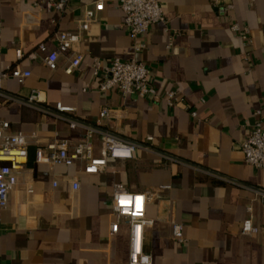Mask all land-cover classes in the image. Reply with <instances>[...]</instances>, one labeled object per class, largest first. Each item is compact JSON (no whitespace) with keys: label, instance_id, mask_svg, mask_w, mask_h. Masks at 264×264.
<instances>
[{"label":"crops","instance_id":"0c3cea01","mask_svg":"<svg viewBox=\"0 0 264 264\" xmlns=\"http://www.w3.org/2000/svg\"><path fill=\"white\" fill-rule=\"evenodd\" d=\"M94 1L72 0L64 12H49L44 0H0V72L17 66L31 71L24 84L9 76L0 87L28 99L35 94L33 100L56 111L58 104L70 107L64 112L69 117L264 189V169L249 165L242 151L254 125L264 123V0H162L164 21L139 40L123 27L118 1L105 0L83 36L80 68L66 74L67 56L54 71L29 59L41 43L52 53L56 32L75 31ZM115 58L148 65L160 99L102 92L92 64L98 60L105 71ZM104 105L113 114L99 122ZM0 120L9 122L11 132L38 136L8 208L0 211L2 263L129 264V227L110 235L119 183L150 194L147 216L154 223L145 229V251L154 264H264L263 194L145 147H136L129 160L109 158V169L98 174L84 172L80 163L50 167L36 162L38 145L75 144L90 128L72 127L68 118L3 95ZM105 134H93L95 155ZM248 218L257 231L245 235ZM174 221L183 225V242L173 237Z\"/></svg>","mask_w":264,"mask_h":264},{"label":"built area","instance_id":"2783aa9c","mask_svg":"<svg viewBox=\"0 0 264 264\" xmlns=\"http://www.w3.org/2000/svg\"><path fill=\"white\" fill-rule=\"evenodd\" d=\"M72 0H44L43 6L46 11L64 12ZM124 13L123 27L130 36L139 40L149 33L150 27L160 21H164L162 0H117ZM223 0H214L215 4ZM231 7V5H229ZM105 9V0H95L91 7L84 11V17L78 23L75 31H58L55 34L56 48L52 53L46 54V47L39 44L38 52L28 55L31 60H40L42 64L54 71L58 68V60L62 56L68 57V63L64 67L66 74H72L80 68L85 55L80 45L85 32L91 29V25L98 20L99 14ZM237 28V27H234ZM244 32L247 33L246 30ZM2 37V22L0 21V39ZM18 58H22V51H18ZM94 75L99 79V89L109 92L119 89L124 96L138 95L140 97L151 96L159 100L155 88L150 83L151 68L145 63L132 59L122 61L112 59L108 68L104 71L102 64L96 60L92 64ZM9 76L17 79L18 83L24 84L31 76V71L20 66L8 71L0 72V83ZM174 93H169L167 101L172 104ZM36 95H32L34 99ZM57 108L61 112H70L72 108L60 104ZM113 110L104 105L100 112L99 122L109 120ZM196 116V113H193ZM72 127L78 125L71 122ZM84 141L71 144L69 141L51 142L47 145H38L36 148V162L50 167L59 165L72 166L81 164L84 172L98 174L109 169L108 159H132L136 146L120 138L105 134L101 153L95 155L93 147L92 129H87ZM151 140V138H149ZM38 140L36 133L11 132L8 121L0 120V211L9 206L11 193L19 186V177L25 171L29 147ZM242 151L246 162L259 169H264V123L257 122L246 141L242 144ZM54 186L58 185L54 181ZM74 191L80 189L79 180L74 179L71 183ZM26 190L32 194L34 189L31 183L26 184ZM149 193H135L127 189L123 184H116L112 197L113 220L110 224V235L118 234L121 225L129 227V264H154L152 255L145 251V229L153 225L154 220L147 216V204ZM173 237L179 242L184 241L183 225L172 222ZM257 229L253 225L252 218H248L242 225L245 235L255 233ZM0 264H4L0 260Z\"/></svg>","mask_w":264,"mask_h":264},{"label":"water","instance_id":"95a60500","mask_svg":"<svg viewBox=\"0 0 264 264\" xmlns=\"http://www.w3.org/2000/svg\"><path fill=\"white\" fill-rule=\"evenodd\" d=\"M0 95L6 96V97H8L10 99H13V100H17L19 102H22V103H24L26 105H29V106L34 107L36 109H39L41 111L52 113V114L58 115V116H60L62 118H65V119L68 118L71 122L87 126V127H89L90 129H92L94 131L106 133L108 135L120 138L122 140H126L127 142L135 145L136 147H145L148 150H150L151 152H154V153H156V154H158V155H160V156H162L164 158H167V159H169L171 161H174L176 163H180V164L185 165V166L192 167V168H194L196 170H199V171H201L203 173H206V174L211 175L213 177H216L218 179H221V180H224V181H228L230 183H234V184H237V185H240V186H244V187L250 188V189H252L254 191H257V192H259V193L264 195V189H261L260 187H257V186H254V185H250V184H248L246 182H243V181H240L238 179L229 177V176H227V175H225L223 173H220L218 171L209 169L207 167H204L202 165H199L197 163H194L192 161H189V160H187V159H185L183 157L174 155L172 153H168V152L163 151L161 149H158V148H155V147H152V146H148V145L136 142V141L131 140V139H125L124 137L118 135L115 132L108 131V130L104 129L100 125L84 123L83 121H79V120H77L75 118L67 116L64 112H61L59 110L56 111V110L50 109L46 105L41 104V103H39V102H37V101H35L33 99H28V98L22 97L20 95L14 94V93H10V92L2 89L1 87H0Z\"/></svg>","mask_w":264,"mask_h":264}]
</instances>
